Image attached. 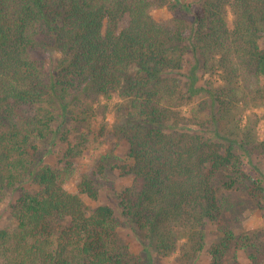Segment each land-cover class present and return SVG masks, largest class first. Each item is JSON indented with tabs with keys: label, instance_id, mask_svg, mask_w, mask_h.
Returning <instances> with one entry per match:
<instances>
[{
	"label": "trees",
	"instance_id": "16d2710c",
	"mask_svg": "<svg viewBox=\"0 0 264 264\" xmlns=\"http://www.w3.org/2000/svg\"><path fill=\"white\" fill-rule=\"evenodd\" d=\"M99 107L124 153L99 155L70 192L87 134L68 138ZM261 121L264 0H0V203L19 193L0 264H264V231L245 225L264 218V176L244 159L264 156ZM56 137L65 163L42 164ZM111 174L131 178L118 216L86 203Z\"/></svg>",
	"mask_w": 264,
	"mask_h": 264
},
{
	"label": "rangeland",
	"instance_id": "374dc122",
	"mask_svg": "<svg viewBox=\"0 0 264 264\" xmlns=\"http://www.w3.org/2000/svg\"><path fill=\"white\" fill-rule=\"evenodd\" d=\"M155 18L158 19H166L169 17V14L165 9L156 10L153 12ZM187 73V70L184 71V74ZM200 76V73L198 74ZM203 81V80H202ZM201 84V80H200ZM105 102H103L104 104ZM103 110L102 107H99L98 114L91 121V125L88 127V130L84 128H80L77 131V134H72L69 136V141L71 143H76L79 139L81 133L87 134L86 141L77 151V156L72 158L73 163V176L69 179V181L65 184V188L70 192H75V186L83 174H88L95 165L96 159L99 155L104 154L106 152L114 153L118 156H122L125 150L123 144H120L116 140L110 138L108 135L109 129L113 123V112L110 110ZM185 111V110H184ZM105 113V119L103 120L102 115ZM252 113H256L260 115L262 110L251 109ZM104 126V131L101 133L100 129ZM257 127V135L259 139H264V121L258 123ZM99 134H102L101 136ZM78 135V136H76ZM77 137V138H76ZM66 143H62L57 137L51 138L47 142L40 144L39 153L42 157V164H48L51 166L60 167L63 163H65L64 159V151L66 150ZM246 163V169L249 171L250 175L256 177L257 172L261 174V177L264 176V156L253 157L251 160L244 157ZM250 161V162H249ZM257 171V172H256ZM108 183L103 186L99 192V199L96 203H90L87 201L86 203L90 207L98 206V205H106L111 207L116 215L118 216V209L116 206V194L124 187H126L130 182L131 178L123 177L121 178L118 175H109ZM28 183L24 184V187H28ZM18 191H7L2 198V202L0 203V230L4 228H12L15 225L14 218L11 214V205L18 198ZM121 220V219H120ZM122 221V227L119 230L120 239L130 246L132 252H139L140 246L138 242L134 238V232L132 227L125 222ZM245 225L247 229H255V230H263L264 231V218L258 212H255L249 215V218L246 220ZM210 237V235H209ZM210 242V238L208 239V244ZM162 264H174L173 258H166L161 260ZM193 264H208V257L205 252H202L198 258L194 261Z\"/></svg>",
	"mask_w": 264,
	"mask_h": 264
}]
</instances>
